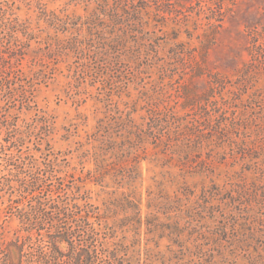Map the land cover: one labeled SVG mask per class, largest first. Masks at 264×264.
<instances>
[{"label":"rangeland","instance_id":"rangeland-1","mask_svg":"<svg viewBox=\"0 0 264 264\" xmlns=\"http://www.w3.org/2000/svg\"><path fill=\"white\" fill-rule=\"evenodd\" d=\"M58 237L51 264H264V0H0V264Z\"/></svg>","mask_w":264,"mask_h":264},{"label":"trees","instance_id":"trees-1","mask_svg":"<svg viewBox=\"0 0 264 264\" xmlns=\"http://www.w3.org/2000/svg\"><path fill=\"white\" fill-rule=\"evenodd\" d=\"M131 205H133V204L127 203V206H131ZM88 206L89 205L81 206L77 203L72 208H69V207L66 208L65 211H69L73 217L77 218L78 220H80V222H83L85 225L89 224L91 226V230L87 232V236H86L87 238L85 240L88 242V244H92V243L97 242L96 236L100 235L101 233H107V231L102 232L101 229L94 227V225L96 223L101 225L100 221H98L100 214L98 212L97 213L96 212L91 213V211L86 210L87 208H90ZM91 217H95L97 220L95 222H91L90 221ZM61 239H63V238L62 237H60V238L58 237L56 239L50 238V240H51L50 243H52V245H53V251H54V257L55 258H51L50 261L47 260L44 264H51L52 261H54V263H55V262H57V260L60 259L56 245H57V240H61ZM81 253H83V254H81ZM92 254H93V252L91 250L82 249L79 257L73 259L74 264H91V262L93 264ZM112 256L114 257L115 255L112 254ZM83 257H85V258H83ZM115 260H116V258H111L112 262H114ZM12 264H22V262L19 260L18 262H13Z\"/></svg>","mask_w":264,"mask_h":264}]
</instances>
